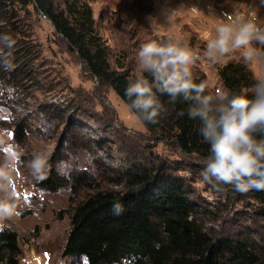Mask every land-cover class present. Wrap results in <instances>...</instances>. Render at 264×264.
Segmentation results:
<instances>
[{"label":"rangeland","instance_id":"rangeland-1","mask_svg":"<svg viewBox=\"0 0 264 264\" xmlns=\"http://www.w3.org/2000/svg\"><path fill=\"white\" fill-rule=\"evenodd\" d=\"M85 1L93 7L96 29L113 68H126L133 79L141 78L145 72L138 65L137 53L144 43L179 41L198 57L191 65L192 78L204 75L209 90L216 95L225 92L219 68L232 60H243L239 53H232L219 63L211 62L205 56L207 37L225 19V13H239L245 18L251 15L264 26V7L259 0ZM14 11L28 24L29 38L40 47L35 85L23 111L30 124L24 144L16 142L4 123L13 115L10 108L0 106V166L7 173V178L0 180V200L15 197L20 206L19 216L4 222L19 233L20 264H84L82 255L63 254L71 210L97 187L123 188V172L132 162L167 161L212 211L211 223L217 229L263 231L264 218L260 216L261 222H257L258 202L250 191L240 193L231 185L215 186L205 181L201 172L206 160L184 152L174 139H165L144 124L115 88L69 49L65 38L33 1L21 0ZM247 65L256 78L264 79V59ZM49 102L60 104L52 119L42 112ZM52 150L63 154L57 170L71 178V183L56 191L39 188V177L30 168L34 155L46 156ZM79 172L90 178L89 185L75 187L73 178ZM113 264L129 263L123 260Z\"/></svg>","mask_w":264,"mask_h":264},{"label":"trees","instance_id":"trees-1","mask_svg":"<svg viewBox=\"0 0 264 264\" xmlns=\"http://www.w3.org/2000/svg\"><path fill=\"white\" fill-rule=\"evenodd\" d=\"M20 1L0 0V36H8L14 42L7 47L0 39V106L10 108L13 115L4 123L11 128L16 142L24 144L30 124L23 111L28 107L26 98L35 85L40 47L29 38L32 33L28 24L14 11ZM30 1L50 19L69 49L76 51L89 69L109 82L130 106L125 89L135 79L126 68L111 66L96 29L93 7L85 0ZM219 75L226 98L220 99L207 87L206 94L214 97L213 109L228 105L237 95L252 94L260 80L241 60L222 65ZM145 77L152 80L148 73L141 78ZM192 79L196 83L206 82L204 75ZM156 94L165 109L156 123L144 121L142 114L131 109L165 139H174L184 152L207 160L209 145L200 133L201 121L188 116L191 102L182 97L172 101L168 95ZM47 105L49 107L42 112L45 118L52 119V112L60 108V104L49 102ZM213 114L218 115V112ZM256 137L264 138V133H256ZM62 155L56 150L46 155L50 157L51 170L46 178L39 177V188L56 191L71 183V178L56 168ZM123 176V188L97 187L74 204L64 255H82L86 258L84 264H113L123 260L129 264H264V229L259 233L249 228L217 229L211 223L212 211L196 196L187 179L178 175L167 161L132 162ZM73 180L77 182L75 187L90 184L85 172ZM250 193L258 202L255 211L260 223L259 217L264 218V191L251 190ZM21 252L18 231L4 226L0 231V263L20 264Z\"/></svg>","mask_w":264,"mask_h":264},{"label":"clouds","instance_id":"clouds-1","mask_svg":"<svg viewBox=\"0 0 264 264\" xmlns=\"http://www.w3.org/2000/svg\"><path fill=\"white\" fill-rule=\"evenodd\" d=\"M259 5L264 7V0H259ZM0 39L7 47L14 43L8 36ZM232 53H239L245 64L264 59V26L256 23L251 15L245 18L239 13H225V19L207 37L205 56L211 62L219 63ZM197 59L179 41L144 43L137 53V61L152 80L137 78L128 84L125 95L131 101L130 107L142 114L144 121L156 123L165 111L157 92L168 95L172 101L182 97L191 102L188 116L199 118L200 133L209 145V155L201 172L204 180L215 186L231 185L240 193L264 191V138L256 137V133H264V79L258 80L252 94L237 95L228 105L213 109L214 97L206 94L207 83L192 79L191 65ZM217 95L220 99L226 98L222 92ZM30 168L34 176L46 178L51 170L50 157L34 155ZM6 178L7 173L0 166V180ZM19 214L15 197L7 202L0 200V231L5 221Z\"/></svg>","mask_w":264,"mask_h":264}]
</instances>
